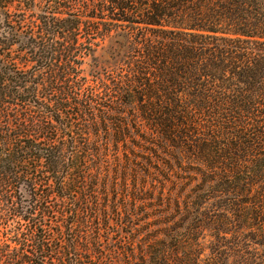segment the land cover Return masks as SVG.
<instances>
[{"label":"trees","instance_id":"1","mask_svg":"<svg viewBox=\"0 0 264 264\" xmlns=\"http://www.w3.org/2000/svg\"><path fill=\"white\" fill-rule=\"evenodd\" d=\"M0 264H264V0H0Z\"/></svg>","mask_w":264,"mask_h":264},{"label":"rangeland","instance_id":"2","mask_svg":"<svg viewBox=\"0 0 264 264\" xmlns=\"http://www.w3.org/2000/svg\"><path fill=\"white\" fill-rule=\"evenodd\" d=\"M76 11V10H75ZM101 46H103V45H101ZM106 46V45H105ZM104 46V47H105ZM100 48V47H99ZM102 48V47H101ZM101 48L100 49H98V53H97V55L98 56H101L102 55V50H101ZM101 59H102V56L100 57ZM92 63H95V61H93ZM107 72V71H106ZM108 73H110V72H108Z\"/></svg>","mask_w":264,"mask_h":264}]
</instances>
